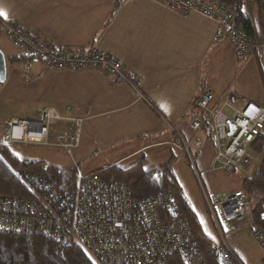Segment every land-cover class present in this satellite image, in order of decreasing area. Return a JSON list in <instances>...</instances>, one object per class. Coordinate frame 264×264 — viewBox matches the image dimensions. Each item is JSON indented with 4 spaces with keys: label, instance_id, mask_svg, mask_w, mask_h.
Returning <instances> with one entry per match:
<instances>
[{
    "label": "crops",
    "instance_id": "obj_1",
    "mask_svg": "<svg viewBox=\"0 0 264 264\" xmlns=\"http://www.w3.org/2000/svg\"><path fill=\"white\" fill-rule=\"evenodd\" d=\"M0 11L7 15L0 19L42 34L53 49L86 52L95 47L122 60L143 97L101 70L49 71L39 61L16 59L25 55L0 31V51L6 60L0 97L29 103L39 117L51 110L57 117L54 123L70 129L68 134L76 127L79 144L71 158L77 161L115 155L110 166L138 158L133 164L144 160L145 168L148 160L139 156L169 147L158 153L163 164L152 169L164 162L171 165L181 158L172 145L177 136L187 141L192 137V106L203 87L216 98L228 91L238 105L253 102L264 108V82L258 95L251 91L249 78L237 80L257 62L264 81L262 53L260 60L240 65L231 44L216 39V23L199 14L182 17L157 0H0ZM253 67L256 72L257 65ZM15 119L19 118L0 117V139L5 123ZM234 241L232 249L240 258Z\"/></svg>",
    "mask_w": 264,
    "mask_h": 264
},
{
    "label": "built area",
    "instance_id": "obj_2",
    "mask_svg": "<svg viewBox=\"0 0 264 264\" xmlns=\"http://www.w3.org/2000/svg\"><path fill=\"white\" fill-rule=\"evenodd\" d=\"M182 17L196 13L217 25L216 39H226L236 58L244 65L260 55L264 44L246 36L234 26V13L221 0H157ZM244 6H245V1ZM0 31L27 57L39 61L49 71L101 70L114 82L126 84L143 97L124 62L105 51L71 52L51 48L45 37L28 28L0 19ZM228 91L219 98L202 88L193 103L189 120L190 140L177 136L173 143L194 168L196 155L209 138L217 149L212 171L251 176L256 169L251 145L264 139V108L253 102L236 104ZM57 117L43 111L37 120L15 119L4 126L8 143L49 145V127ZM79 122L76 123L78 125ZM56 146L71 155L79 144L78 130L72 136L60 133ZM216 162H220L218 168ZM197 179L198 171L193 169ZM33 196H0V232L44 236L58 244L82 246L95 264H205L200 249L192 240L189 227L171 192H161L139 201L132 199V187L122 182H106L96 174L81 175L71 190L59 188L50 172L21 174ZM205 206L216 234L211 254L217 264H243L232 242L246 226L264 261V233L253 227L252 203L241 189L230 193L207 194ZM245 229V228H244Z\"/></svg>",
    "mask_w": 264,
    "mask_h": 264
},
{
    "label": "trees",
    "instance_id": "obj_3",
    "mask_svg": "<svg viewBox=\"0 0 264 264\" xmlns=\"http://www.w3.org/2000/svg\"><path fill=\"white\" fill-rule=\"evenodd\" d=\"M221 1L233 11L234 26L242 29L247 37L257 38L264 44V0H250L248 11L243 0ZM257 57L260 58L259 55ZM262 57L264 60V48ZM25 58L31 59L27 56L16 59ZM14 60L15 58H9L8 61ZM261 70L264 78L263 68ZM250 149L260 160L255 172L242 181L241 190L249 195L253 202V227L264 233V139L255 141ZM144 165V160H139L127 168L114 165L94 174L106 182L131 185V196L135 201L154 197L161 192H171L189 227L193 242L203 255L205 264H217V260L211 254L213 240L204 235L195 214L169 171V164L155 169H145ZM43 172H50L62 190H71L74 187L75 169H59L47 166L42 161L18 158L0 139V196L32 197V191L20 175ZM239 260L242 262L240 258ZM0 264H95V262L85 249L77 244L62 245L36 234L0 232Z\"/></svg>",
    "mask_w": 264,
    "mask_h": 264
},
{
    "label": "rangeland",
    "instance_id": "obj_4",
    "mask_svg": "<svg viewBox=\"0 0 264 264\" xmlns=\"http://www.w3.org/2000/svg\"><path fill=\"white\" fill-rule=\"evenodd\" d=\"M247 3L245 5L246 10L248 11V7H250V3L244 0ZM7 38V37H6ZM11 44V43H9ZM258 55V54H257ZM257 55H255L251 61L258 59ZM240 62V61H239ZM242 63L240 62V65ZM253 64H256L258 67V63H253L249 65L244 72L239 73L237 77H239L238 82L247 81L249 78L252 82L250 85L251 91L257 93L261 90V83L264 82L259 74V67L255 72V67ZM239 65V68L241 69ZM255 66V65H254ZM242 71V70H241ZM255 72V73H254ZM238 73L236 68V74ZM236 74L234 81L236 80ZM255 77V78H254ZM233 81V83H234ZM259 81V82H258ZM236 83V82H235ZM4 84V83H3ZM238 84V83H236ZM2 85V84H1ZM14 95V92H10ZM263 97V105H264V93ZM36 107L30 105L29 103H20L15 102V100H8L7 98L0 97V117L7 118H19L23 120H33L37 119L39 116L36 114ZM76 127L72 129L71 134H74ZM66 132L67 135L70 129L65 130L62 129L61 123L56 121V123L52 124L49 127V135H48V143L49 145H35V144H18V143H8L1 139L5 145L11 150V152L18 158H25L29 160L35 161H43L45 165L50 167H55L59 169H75L81 175H89L94 174L106 167H109L111 164V160L115 157V155L105 156V155H91L85 158L82 161H77L74 158H71V155H66L63 153V150L59 149L56 144V136L59 133ZM191 137V136H190ZM169 147L154 149L142 154L140 157H144L148 160L146 169H152L153 167H158L163 164V160L159 157L158 153H162L164 150H168ZM217 149L214 148L211 140L209 138H203V145L200 151L196 155V162L194 168L199 172L200 177L197 179L194 173V168L190 166L187 158L184 155H181L180 159L173 160L172 164L169 165V171L173 178L175 179L179 189L183 197L186 199L193 213L195 214L201 229L204 235L213 240L212 245L216 243V234L214 232V228L210 217L208 216V212L205 206V202L202 195V189L209 195L214 192L219 193H229L233 190L241 189V183L244 180V176L239 173L227 174L222 172L221 170L212 171V161L216 154ZM120 154H118L119 156ZM165 159V158H164ZM137 159H133L127 161L125 163L120 164L122 168H127L133 164ZM260 158L254 157V163L256 162L258 165ZM162 163V164H161ZM168 162H164L167 164ZM220 166V162H216L215 167L218 168ZM257 168V166H256ZM249 196V195H248ZM250 199V196H249ZM251 200V199H250ZM252 202V200H251ZM253 204V202H252ZM251 221H252V213H251ZM249 222L241 224L237 228H243L239 232V237L234 241V248L237 250L240 258L243 260L245 264H262V256L259 253L258 246L253 242L251 237L248 235V230L246 226ZM245 228V229H244ZM212 247V246H211Z\"/></svg>",
    "mask_w": 264,
    "mask_h": 264
},
{
    "label": "water",
    "instance_id": "obj_5",
    "mask_svg": "<svg viewBox=\"0 0 264 264\" xmlns=\"http://www.w3.org/2000/svg\"><path fill=\"white\" fill-rule=\"evenodd\" d=\"M6 79V60L3 53L0 51V84H3Z\"/></svg>",
    "mask_w": 264,
    "mask_h": 264
},
{
    "label": "snow or ice",
    "instance_id": "obj_6",
    "mask_svg": "<svg viewBox=\"0 0 264 264\" xmlns=\"http://www.w3.org/2000/svg\"><path fill=\"white\" fill-rule=\"evenodd\" d=\"M0 16H3L5 19H7V15L3 11H0Z\"/></svg>",
    "mask_w": 264,
    "mask_h": 264
}]
</instances>
